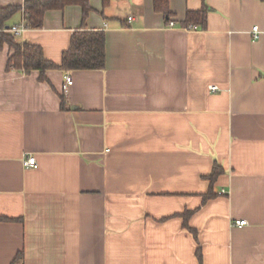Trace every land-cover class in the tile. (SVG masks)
Returning a JSON list of instances; mask_svg holds the SVG:
<instances>
[{
    "label": "crops",
    "instance_id": "obj_1",
    "mask_svg": "<svg viewBox=\"0 0 264 264\" xmlns=\"http://www.w3.org/2000/svg\"><path fill=\"white\" fill-rule=\"evenodd\" d=\"M89 1L84 23L70 4L16 39L59 62L75 30L101 29L103 68L40 79L0 49V264H264V0H169L168 19Z\"/></svg>",
    "mask_w": 264,
    "mask_h": 264
},
{
    "label": "trees",
    "instance_id": "obj_2",
    "mask_svg": "<svg viewBox=\"0 0 264 264\" xmlns=\"http://www.w3.org/2000/svg\"><path fill=\"white\" fill-rule=\"evenodd\" d=\"M110 0H102L103 6ZM169 0H153L154 9L162 12L168 19L170 16ZM78 4L82 11L84 23L91 10L89 0H24L20 5H7L0 7V49L7 44L12 53L8 56L6 68L18 69L25 73L32 70L40 71V79H45L44 72L48 69H100L105 65V33L101 29H87L81 26L75 30L68 47L62 52L59 62H54L44 56L42 47L37 43L19 41L9 31L7 20L16 12H22V23L25 28H40L43 24L44 14L51 9H62L66 5ZM206 6L199 10H188L182 25H196L204 22ZM223 171L222 166L214 162L212 170L204 177L209 181L208 192L204 199L214 195L212 186L218 175ZM185 216V212L183 213ZM0 216V220H8ZM23 252L19 251L11 264H21Z\"/></svg>",
    "mask_w": 264,
    "mask_h": 264
},
{
    "label": "built area",
    "instance_id": "obj_3",
    "mask_svg": "<svg viewBox=\"0 0 264 264\" xmlns=\"http://www.w3.org/2000/svg\"><path fill=\"white\" fill-rule=\"evenodd\" d=\"M169 25L172 26L173 22L170 21ZM192 25H188L185 28L187 29H192ZM25 27L23 26V23H19V24H12L9 27V31L11 33H13L15 36H17ZM253 30L254 32V37L258 36L257 33V26H254ZM72 84V77L70 76V74L66 73L64 74V83H63V91L66 92L68 90V87ZM210 90L215 91L217 89V86L215 85H209ZM36 165V158L34 155H28L24 158V166L26 167H33ZM222 192H224L222 190ZM246 220L245 219H239V220H235V224L238 225H242L245 224Z\"/></svg>",
    "mask_w": 264,
    "mask_h": 264
}]
</instances>
